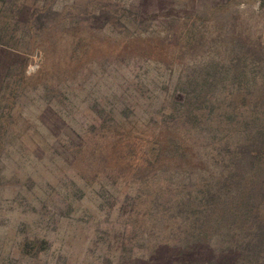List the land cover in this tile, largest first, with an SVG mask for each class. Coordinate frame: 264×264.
Returning <instances> with one entry per match:
<instances>
[{
  "label": "rangeland",
  "instance_id": "374dc122",
  "mask_svg": "<svg viewBox=\"0 0 264 264\" xmlns=\"http://www.w3.org/2000/svg\"><path fill=\"white\" fill-rule=\"evenodd\" d=\"M241 64L264 0H0V264H264Z\"/></svg>",
  "mask_w": 264,
  "mask_h": 264
},
{
  "label": "trees",
  "instance_id": "16d2710c",
  "mask_svg": "<svg viewBox=\"0 0 264 264\" xmlns=\"http://www.w3.org/2000/svg\"><path fill=\"white\" fill-rule=\"evenodd\" d=\"M231 56H236V55H231ZM245 66H248V65L241 64L240 66H237L236 67V74L238 72L240 74L241 78H244L246 81H248V78L250 77L253 80L252 83L263 84L262 82H264V75L261 76L262 75V70L259 69V67H253V66L245 67ZM257 76H258V79H256ZM209 162L212 165H216L217 166V163L216 162H213V161H209ZM223 170H224V167L221 166V165H219V167H217V169L215 170V172H218L222 176ZM179 180H177L173 184V188L171 189L172 192L169 193V196L167 197L168 202H170L173 199L176 200L177 198H179L181 196V195H179V192L185 187V185L182 183L183 182V179L182 178L179 177ZM225 185L226 184H224V181L223 180H221L219 182V186L224 187ZM226 188H228V187H226ZM186 194H187V197H186V199L184 201L186 206L192 205V204H195L194 206H196L197 204H200L202 202L208 203L211 200V199H206L204 197V192H202L199 196L191 195V194H189V192H186ZM184 202L181 203V206H184ZM180 213H184V214H182V216L185 217V209H181L180 210ZM183 217H182V219L184 220ZM185 239H188V237L186 236Z\"/></svg>",
  "mask_w": 264,
  "mask_h": 264
}]
</instances>
